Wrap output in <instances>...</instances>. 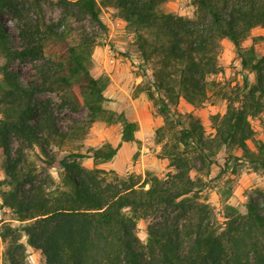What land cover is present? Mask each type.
Wrapping results in <instances>:
<instances>
[{
	"label": "trees",
	"instance_id": "obj_1",
	"mask_svg": "<svg viewBox=\"0 0 264 264\" xmlns=\"http://www.w3.org/2000/svg\"><path fill=\"white\" fill-rule=\"evenodd\" d=\"M46 1L0 0V14L12 12L20 40L12 47L0 20V53L32 70L24 78L19 70L0 67V209L16 221L0 226L6 243L2 264H27L28 247L45 264H264V192L250 197L244 212L225 204L218 223L197 200L204 184L191 175L210 169L221 151L220 173L234 166L231 160L264 173V140L255 139L251 123L264 113V52L258 47L264 34H253L264 29V0H190L193 17L167 12L168 0H55L61 16L52 22L40 13ZM104 7L113 8L133 33L145 78L140 91L163 118L156 130L169 165L163 177L148 173L141 181L135 173L121 176L98 167L122 143L139 142V123L105 106L109 77L91 72L97 34L69 39L74 21L90 19L107 31ZM223 39L233 43L246 73L242 86L231 91L208 79L220 70ZM210 90L227 106L212 117L215 134L206 136L200 118L178 105H201ZM47 92L60 95L59 109ZM82 106L86 118L63 125L61 111ZM97 121L120 123V142L82 152ZM85 158L93 160L92 167L83 164ZM147 218L144 240L138 222Z\"/></svg>",
	"mask_w": 264,
	"mask_h": 264
},
{
	"label": "rangeland",
	"instance_id": "obj_2",
	"mask_svg": "<svg viewBox=\"0 0 264 264\" xmlns=\"http://www.w3.org/2000/svg\"><path fill=\"white\" fill-rule=\"evenodd\" d=\"M164 7L167 12L187 17H193L196 10L190 0H168ZM40 13L48 22H52L60 18L61 9L55 0H48L42 3ZM102 17L107 24V31H99L90 19L83 22L74 21L72 36L69 39L74 41L79 38L82 32L90 35L97 34L96 45L92 53L93 67L91 72L95 77L101 75L109 77V84L104 91L107 98L105 106L118 113L123 112L128 119L139 123V129L135 133L139 142L122 143L117 154L111 160L98 164V167L113 170L121 176L135 173L140 176L141 181L148 173L163 177L169 170V165L167 160L161 157L162 143L157 141L156 135L157 128L163 124V118L154 112L147 94L140 91V84L145 83V78L141 72L142 58L134 43L133 33L124 21L115 16L113 8L104 7ZM0 20L11 38V46L16 48L20 44V40L17 36L15 16L11 11L4 10L0 14ZM253 34H264V29L256 28ZM251 42L252 40L249 38L243 45L249 46ZM258 47L264 52V42L261 41ZM218 61L219 72L209 76L208 79L214 80L218 87H223L228 91L241 87L246 73L241 68L233 43L227 39L221 41ZM1 66L19 70L24 78L29 77L32 73L29 63L19 59L7 60L0 53ZM249 77L253 79V75H249ZM44 95L52 98L54 107L59 109V94L47 92ZM226 106L227 103L221 95L210 90L208 98L201 105L194 106L181 100L178 109L182 113H192L200 118L205 135L213 136L215 129L212 117L218 113L223 114ZM86 115L87 108L82 106L77 111L63 109L60 117L63 120V125H65L75 119H84ZM263 120L264 113L261 118L251 119L252 126L256 130V140H264ZM121 130L122 125L120 123L95 122L83 140L81 151L86 152L88 147L100 146L105 142L118 145ZM248 144L252 149L255 148L254 141L250 140ZM3 161L4 155L0 149V178L4 175ZM231 162L234 163V166L229 167L224 173H220L221 167L225 166V153L221 151L218 154L217 162L212 164L210 169L203 166L191 172L194 179L201 180L204 184L197 200L208 205L213 212V218L218 223L223 221L222 211L225 204L234 205L244 212L248 199L250 197L262 198L260 192H264V173L252 170L246 163L236 160H231ZM83 164L92 167L93 160L85 158ZM49 171L57 178L58 173L55 168H51ZM10 221L12 224H16L8 211L0 209V226L3 222ZM148 223V218L140 219L138 222V232L144 240H146ZM22 241H26V236H22ZM5 248L6 243L0 236V264L4 259ZM26 262L27 264H45L41 253L32 247H28Z\"/></svg>",
	"mask_w": 264,
	"mask_h": 264
}]
</instances>
